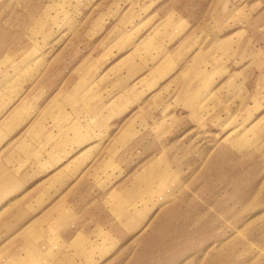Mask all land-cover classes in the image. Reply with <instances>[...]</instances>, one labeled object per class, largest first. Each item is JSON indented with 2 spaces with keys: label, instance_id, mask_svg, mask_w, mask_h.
<instances>
[{
  "label": "rangeland",
  "instance_id": "1",
  "mask_svg": "<svg viewBox=\"0 0 264 264\" xmlns=\"http://www.w3.org/2000/svg\"><path fill=\"white\" fill-rule=\"evenodd\" d=\"M0 209V264H264V0H0Z\"/></svg>",
  "mask_w": 264,
  "mask_h": 264
},
{
  "label": "crops",
  "instance_id": "2",
  "mask_svg": "<svg viewBox=\"0 0 264 264\" xmlns=\"http://www.w3.org/2000/svg\"><path fill=\"white\" fill-rule=\"evenodd\" d=\"M40 181H41V180H38L36 183H38V182H40ZM36 183H35V184H36ZM35 186H36V185H35ZM33 188H34V185H33ZM29 190H30V188H26V191H25V192H22V193L19 195V197L16 198L17 200H19V202L22 201V198H25V203H24V207H25L24 209H25V210H24V211H25V213H26L27 215H31L30 213H31L32 210L30 209V206H31L30 203L33 202V199H34V198H35V199H38V200L41 201L40 205H43V204H44V203H43L44 200H41V199H43V197H42V196H43V193L40 192V193H38V194H35V197H33V193H28ZM24 196H25V197H24ZM16 199L13 200V203H15V202L17 203V200H16ZM28 199H29V200H28ZM3 209H5V208H3ZM2 211H3V210L0 209V216H1ZM39 215H40V214H39ZM39 215H38V216H39ZM36 217H37V216H36ZM34 218H35V217H34ZM34 218H31L28 222L32 221ZM28 222L26 221V222H24V223L26 224V223H28ZM21 227H22V226H21ZM21 227H20V228H21ZM20 228H19V229H20ZM19 229H18V230H19ZM18 230H17V231H18ZM15 232H16V231H15ZM10 239H11V238H10ZM10 246H11V245H10Z\"/></svg>",
  "mask_w": 264,
  "mask_h": 264
},
{
  "label": "bare ground",
  "instance_id": "3",
  "mask_svg": "<svg viewBox=\"0 0 264 264\" xmlns=\"http://www.w3.org/2000/svg\"><path fill=\"white\" fill-rule=\"evenodd\" d=\"M34 252H36L37 254H40L41 253V251L39 250V248L37 247V246H34Z\"/></svg>",
  "mask_w": 264,
  "mask_h": 264
}]
</instances>
